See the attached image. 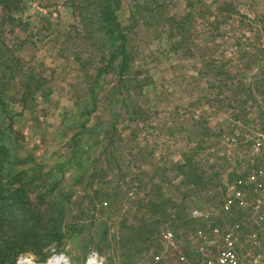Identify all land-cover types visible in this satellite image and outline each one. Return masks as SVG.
<instances>
[{
	"label": "rangeland",
	"instance_id": "obj_1",
	"mask_svg": "<svg viewBox=\"0 0 264 264\" xmlns=\"http://www.w3.org/2000/svg\"><path fill=\"white\" fill-rule=\"evenodd\" d=\"M15 1L0 2V145L29 222L61 212L60 239L15 264H202L209 241L186 238L258 224L221 208L264 163V0H115L118 40L104 0Z\"/></svg>",
	"mask_w": 264,
	"mask_h": 264
},
{
	"label": "trees",
	"instance_id": "obj_2",
	"mask_svg": "<svg viewBox=\"0 0 264 264\" xmlns=\"http://www.w3.org/2000/svg\"><path fill=\"white\" fill-rule=\"evenodd\" d=\"M11 6L10 0H0L5 3L4 8L17 9L15 0ZM115 0H104L101 6V13L98 21L105 34L117 37V40L123 39L119 24L115 16ZM120 59L118 68V77L123 78L127 73L125 50L118 48L117 57ZM114 57V55H113ZM197 169L191 168L186 173L189 183L196 186L204 185L202 180L203 173L197 176ZM25 172L13 173L10 169V154L7 148L0 145V264H15L16 258L25 252L42 253L44 246L56 242L60 239L59 225L61 212H58L56 219L54 215L49 214L51 218L45 222V227L38 229L36 224L29 222L28 214H33L32 210H25L24 205L28 200L22 201V192L27 181ZM24 177V178H23ZM16 184H19L17 187ZM24 202V203H23ZM22 209L21 210V207ZM232 222H235L234 220ZM229 225L231 222L229 221ZM51 224V225H48ZM178 261V257H177Z\"/></svg>",
	"mask_w": 264,
	"mask_h": 264
},
{
	"label": "built area",
	"instance_id": "obj_3",
	"mask_svg": "<svg viewBox=\"0 0 264 264\" xmlns=\"http://www.w3.org/2000/svg\"><path fill=\"white\" fill-rule=\"evenodd\" d=\"M254 148L262 153L264 160V130H259ZM233 185L231 191L228 188L227 198L221 208L222 213L231 216L241 211L254 212L258 224L253 222L251 225L248 224L251 229H244L242 223L239 225L233 223V232H222L213 225L207 237L198 230L193 237L186 238L185 243L192 238L209 241L208 244L213 251L209 254L200 253L202 264H264V163L258 169L235 180ZM190 216L192 219L200 220L210 218L209 215L203 216L198 210H193ZM160 237L163 241L174 244L177 236L171 232H163ZM191 258L186 253L179 252L177 264H191ZM153 259L158 262L160 257L155 256ZM86 264H103V262L95 253H90Z\"/></svg>",
	"mask_w": 264,
	"mask_h": 264
},
{
	"label": "bare ground",
	"instance_id": "obj_4",
	"mask_svg": "<svg viewBox=\"0 0 264 264\" xmlns=\"http://www.w3.org/2000/svg\"><path fill=\"white\" fill-rule=\"evenodd\" d=\"M56 263V262H55Z\"/></svg>",
	"mask_w": 264,
	"mask_h": 264
}]
</instances>
